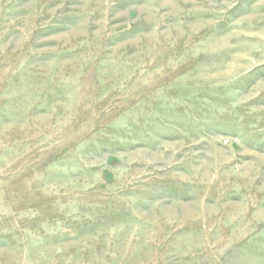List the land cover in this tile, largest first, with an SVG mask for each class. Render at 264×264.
<instances>
[{
  "label": "rangeland",
  "instance_id": "374dc122",
  "mask_svg": "<svg viewBox=\"0 0 264 264\" xmlns=\"http://www.w3.org/2000/svg\"><path fill=\"white\" fill-rule=\"evenodd\" d=\"M0 264H264V0H0Z\"/></svg>",
  "mask_w": 264,
  "mask_h": 264
}]
</instances>
